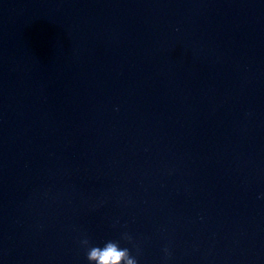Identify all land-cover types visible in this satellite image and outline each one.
Returning a JSON list of instances; mask_svg holds the SVG:
<instances>
[{"label":"clouds","instance_id":"obj_1","mask_svg":"<svg viewBox=\"0 0 264 264\" xmlns=\"http://www.w3.org/2000/svg\"><path fill=\"white\" fill-rule=\"evenodd\" d=\"M122 242L131 244L132 237L126 232L121 233L119 239L105 241L103 246H100L93 244L91 239L84 235L79 240V245L86 250L88 264H139L137 256L132 255L128 247H122Z\"/></svg>","mask_w":264,"mask_h":264}]
</instances>
